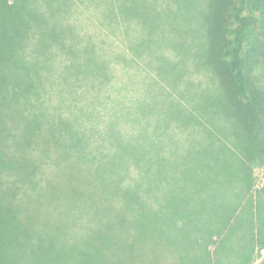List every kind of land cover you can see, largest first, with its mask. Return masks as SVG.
I'll return each mask as SVG.
<instances>
[{"label":"rangeland","instance_id":"374dc122","mask_svg":"<svg viewBox=\"0 0 264 264\" xmlns=\"http://www.w3.org/2000/svg\"><path fill=\"white\" fill-rule=\"evenodd\" d=\"M16 1H25L23 7L28 13L45 18H38L40 26L28 22V30L21 29L25 35L3 39L0 259L5 264H84L86 259L117 256L112 241L107 240L106 246L89 242L99 231L103 236L104 219L110 213L103 212L106 207L98 196L93 197L92 186L102 189L108 180L117 179L116 174L107 179L102 174L85 177L78 167L73 173V164L82 161L84 148L74 151L75 158H71L73 150L63 144L61 149L53 144L58 158L36 149L40 129L48 135L58 133V118L63 122L77 116L85 120V98L72 101L68 97L66 78L71 68L66 63V47L76 38L77 54L83 57L91 38L98 44L110 34L106 39L112 41L110 50L97 51L99 63H108L107 78L88 95L97 101L94 108L108 120L114 106L119 114L120 107L128 112L137 135L127 145V153L122 150L126 159L144 162V173L155 177L162 173L155 160L171 162L175 171L162 174L175 176L169 180L181 185L189 182L193 188L188 193L163 192V202L176 204L171 210L145 207L133 211V235L141 241H160L159 247L166 250L164 264H174L181 249L187 254L202 252L205 264H264V248L258 242L264 229L263 219L258 227L264 206V167L248 165L245 173L233 145L236 131L224 111L226 101L206 52L204 14L208 0H122L127 20L117 10L111 31L100 24L98 11L93 9L74 7L70 13L69 8H62L56 16L51 11L53 0H0V9L4 11L5 4L6 13L16 19ZM65 1L61 0L62 4ZM55 25L61 28L59 43L50 33ZM72 26L76 27L74 37L69 34ZM124 125L119 124V129ZM61 126L69 142V121ZM28 142L31 145L27 148ZM105 152L97 169L113 173L118 152L115 148ZM50 157L57 160L58 170ZM195 185L207 189L195 193ZM200 198L211 206L210 213L202 214L208 215L202 217L208 219V230H212L208 239L202 237V224L196 220L199 217L195 219V201ZM186 202L188 208H184ZM225 211L222 226L217 218ZM170 224L196 229L191 250L185 245L178 250L168 241L165 230H174L167 226ZM154 257H146L143 264H153Z\"/></svg>","mask_w":264,"mask_h":264},{"label":"trees","instance_id":"16d2710c","mask_svg":"<svg viewBox=\"0 0 264 264\" xmlns=\"http://www.w3.org/2000/svg\"><path fill=\"white\" fill-rule=\"evenodd\" d=\"M53 1L55 4L51 11L56 16L60 15L62 8H69L70 13L74 7L98 11L100 24L109 27L107 28L109 31H111V28L113 30L116 24L117 10L127 20V16L123 12V6H121L122 0H66L65 5L62 4L61 0ZM24 2H15L14 13L19 16L15 17L16 19L6 13L7 7L5 8V4V10L0 9V60L4 38L25 35L21 29L25 30L26 27L27 31L29 28L28 22L40 26L38 18H45L44 16L28 13L23 7ZM204 25L207 37L206 52L208 61L219 80L222 98L226 101V105L223 106L224 111L231 117L232 126L236 131V141L233 145L241 158V167L243 171L246 166L253 164L264 167V0H208L204 14ZM69 31V34L72 33L74 37L76 27H69ZM60 32L61 28H57L56 25L50 31L57 43H59ZM48 33L49 31H47ZM43 35L40 37L43 38ZM109 35L107 34L103 41L98 44L94 43L91 38L87 42V50L84 51L87 54L83 57L77 54L76 48L79 44L76 38L72 39V44L66 47V63H69L71 68L66 78L68 87H70L68 97L72 101L85 98L83 100L87 102V111L84 112L85 120L78 116L77 118L72 117L71 121L65 120L69 121L71 126L69 134L72 137L68 142L65 140L67 135L61 132L64 129L61 123H65V121L63 122L58 118L57 123L60 125L58 133L48 135L40 129L41 134L40 138L38 137L36 149H39L42 154L53 153L54 158H58L59 151L53 144H56L59 149H61L60 145L63 144V146L70 147L69 149L73 150L71 151L73 154L71 158L72 156L75 158L77 156L74 151L76 149L81 151L84 148V157L77 165L76 163L73 164V173L77 172L76 168L78 167L80 174L85 177L90 174H94L95 177L97 174H102L105 179L112 174L117 176V179L108 180L102 189L95 184L92 186L96 194L93 197L98 196L99 201L106 207L103 212L108 211L110 213L107 214V219H104L103 236L99 231L89 238L90 243H102V246H106L107 240L112 241L117 246V256L114 258L109 255L102 260L97 258V261L86 259L84 264H143L147 259L146 257L149 256H155L153 264H164V259H167L163 253L166 250L159 247L160 241H157V244L147 238L141 241L138 235H133L131 224L132 219H135L133 211L145 209V207H151V210L161 207L165 208L164 210H171L176 204L172 200L169 203L166 200L163 202L165 198L163 192L186 191L188 193L193 188L189 182L181 185L179 182L169 180L171 177L175 178V176L162 174L166 170L168 172L175 171L176 165L171 162L161 163L155 160L157 167L162 171L159 177H155L152 174L144 173V162H141V164L126 159L122 150L127 153L129 150L127 145L133 142L137 135V131L134 132L135 129L130 126L132 120L128 116V112L120 107L121 114H119L114 106L111 118L108 120L102 117V114L94 108L97 101L88 95H91V91L95 89L96 84L100 85L102 79L107 78L105 64L108 62H103L105 64L101 65L98 56L100 51L102 53L107 48L110 50L112 41L106 40ZM43 39L40 40L42 46ZM98 49H100L99 52H97ZM85 122L87 123L85 124ZM122 123L125 124V128L121 126L119 129L118 126ZM65 141L68 144H65ZM29 142L26 144L27 148L31 145ZM42 144L44 146L41 148ZM114 148L119 155L116 169L113 173L105 169L102 173L99 172L97 169L98 164H102L100 158L105 157V151L108 149L113 151ZM155 154L158 155L159 150L155 151ZM59 156H62V153ZM54 158L51 159H53L58 170L59 164ZM81 165L82 167H80ZM244 172L246 173V171ZM69 176L72 178L71 174ZM206 189L195 185V193ZM195 202L197 204L195 205V219L199 217L196 220L202 224L200 228L203 234L202 237L208 239L212 236V230H208V219L202 217L208 215L202 214L206 211L209 212L208 208H211V206L201 198ZM184 205V208H188L189 202L184 203ZM225 209L227 210V208ZM262 209L259 212L261 220L258 227H260L262 219L264 220V206ZM227 212L225 211L217 218L220 225L223 224ZM26 216L29 217V213ZM167 226L174 229L173 231L165 230L168 241L173 242L175 247H179L178 250L183 245L190 246L189 250L192 248L191 245L195 246L196 229L194 231L187 228L183 229L173 224ZM259 233L258 242L261 243L263 249L264 229ZM169 251L171 252V250ZM181 252V255H176L174 258V264H205L201 260L203 259L202 252L195 253L194 250L192 253L187 254L182 249ZM185 257L187 259H184ZM0 264H5L3 259H0Z\"/></svg>","mask_w":264,"mask_h":264}]
</instances>
